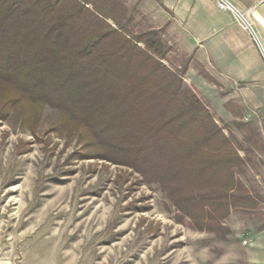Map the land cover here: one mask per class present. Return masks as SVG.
<instances>
[{
  "label": "trees",
  "instance_id": "trees-1",
  "mask_svg": "<svg viewBox=\"0 0 264 264\" xmlns=\"http://www.w3.org/2000/svg\"><path fill=\"white\" fill-rule=\"evenodd\" d=\"M126 14L116 0H0V107L57 110L58 131L158 184L200 231L255 209L242 146Z\"/></svg>",
  "mask_w": 264,
  "mask_h": 264
},
{
  "label": "rangeland",
  "instance_id": "rangeland-1",
  "mask_svg": "<svg viewBox=\"0 0 264 264\" xmlns=\"http://www.w3.org/2000/svg\"><path fill=\"white\" fill-rule=\"evenodd\" d=\"M116 1L127 11L130 35L157 32L162 62L242 146L239 178L258 206L232 210L200 231L158 184L96 157L70 127L58 131L57 110L9 104L0 107V264H264V170L246 153L252 132H237L214 112L228 83L180 42L178 14L165 0Z\"/></svg>",
  "mask_w": 264,
  "mask_h": 264
},
{
  "label": "crops",
  "instance_id": "crops-1",
  "mask_svg": "<svg viewBox=\"0 0 264 264\" xmlns=\"http://www.w3.org/2000/svg\"><path fill=\"white\" fill-rule=\"evenodd\" d=\"M231 1L243 10L252 8L264 43V0ZM164 2L178 14L175 25L180 42L196 54L198 63L211 76L228 83L227 97L214 100L217 118L236 123L237 132H252L250 136L245 134L250 147L246 153L256 156L264 170V61L258 49L233 16L218 9L214 0Z\"/></svg>",
  "mask_w": 264,
  "mask_h": 264
},
{
  "label": "built area",
  "instance_id": "built-area-1",
  "mask_svg": "<svg viewBox=\"0 0 264 264\" xmlns=\"http://www.w3.org/2000/svg\"><path fill=\"white\" fill-rule=\"evenodd\" d=\"M218 9L230 13L240 28L245 31L258 49L264 61V43L252 18V8L243 10L231 0H214Z\"/></svg>",
  "mask_w": 264,
  "mask_h": 264
}]
</instances>
